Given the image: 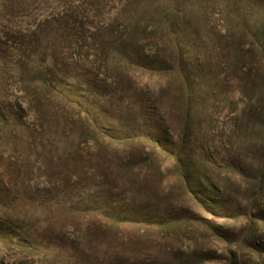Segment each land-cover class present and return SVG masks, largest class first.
<instances>
[{
	"label": "rangeland",
	"instance_id": "374dc122",
	"mask_svg": "<svg viewBox=\"0 0 264 264\" xmlns=\"http://www.w3.org/2000/svg\"><path fill=\"white\" fill-rule=\"evenodd\" d=\"M42 32L55 39L47 69L53 76L88 69L97 80L108 78L113 97L90 98L104 125L116 128L119 117L128 126L131 116L140 120L145 113L168 132L172 152H182L193 188L201 183L213 199L226 196L228 210L240 205L256 215L264 200V0H0V55L13 50L30 70L0 71V106L11 122V143L0 144V228L24 227L27 238L48 249L0 243V264H229L230 250L202 227L164 230L112 219L126 214L116 206L93 210L94 191L105 195V183L118 187L112 199L133 200L140 211L166 197L176 214L192 210L235 236L264 239L262 221L248 230L247 220L217 219L195 206L165 155L121 177L118 164L145 156L144 141L114 148L96 143L83 128L84 112L59 99L31 113L25 98L33 66L26 54L32 57ZM179 52L183 64L176 61ZM71 114L79 120L75 129L65 127ZM63 132L73 143L63 142ZM65 146L77 150L69 161ZM77 197L81 205L73 209L69 203ZM189 237L195 256L183 255ZM213 244L220 259L209 255ZM231 250L238 264H252L248 249Z\"/></svg>",
	"mask_w": 264,
	"mask_h": 264
},
{
	"label": "trees",
	"instance_id": "16d2710c",
	"mask_svg": "<svg viewBox=\"0 0 264 264\" xmlns=\"http://www.w3.org/2000/svg\"><path fill=\"white\" fill-rule=\"evenodd\" d=\"M46 34L47 33L42 32L41 35H37L35 37L33 45H36V47L31 54L33 58L26 54V61L33 66L29 76H27L28 83L32 87V91H30V94H28V98H25L27 101L26 104L28 110L31 113L35 114V109L37 108L36 105H39L42 102L48 103L50 101V98H53L55 101H58L59 99L63 105L69 106L73 111L78 110L79 112H84L86 119L83 128L90 129L92 131L91 134L94 142L98 143L106 141L111 148L122 144L134 143L137 142V140H142L146 143L143 147V149L145 148L144 151H146L145 156L140 155L137 159H132L129 161H126L127 158L124 157L121 164L117 163V171L121 177H126L127 175H135V173H137L145 164H154L155 162L153 161V155H165L174 160L175 165L177 166L179 177L181 178L183 186L185 187V190L188 193L191 201L204 213L217 219L228 218L237 220L239 218H242L244 220H247L248 230L251 229L254 221H262L264 223V200L261 201L258 214L256 215L248 212L246 208H242L240 205H234V208L228 210V207H230L231 205H229L226 196H221L218 200L213 199L207 193L208 189L204 188L201 183H198V188H193L188 180L187 175L184 172L185 159L181 156L182 152L180 153V151H178L175 154L172 152V150L169 148L173 144V142L170 140V135L167 131H163V128L160 124H158L159 127L158 129H156L157 122H154L152 119H150L147 114L144 113L143 118H141L140 120L138 117L131 116L128 126H124L123 122H121V118L119 117L113 118V125L115 126L116 123V128H109L104 125V123L98 116L101 112L103 113V111L100 110L101 106L98 105L99 107H97V109L100 110L99 114H94L96 103L90 101V98H95L94 95H97L100 99L108 100L109 98L106 97H111L113 95V90L106 82L108 78L104 77L97 80L96 77L98 75L88 69L81 70V74L79 75H67L64 70H61L63 71L62 79H58L56 78V76H53L48 72L47 69L50 66V62H52L53 55L51 53V48L55 45V39H48V36ZM53 35L56 38L57 35L55 32L53 33ZM252 40H254L256 43H259V39L256 37ZM172 41H174V39ZM259 45L264 52L263 44L260 43ZM181 52L178 53L176 61L177 63L181 62L183 64L182 60H184L185 55H183ZM13 57V50L2 51V54L0 55V71L7 70L9 68H11V70L9 69V71H13L12 68L21 69V72L25 74L30 71H25L26 69L23 65L24 63L19 56H16L15 58ZM125 60L128 61V58H125ZM178 71H181L179 73V76L181 77L184 70L179 69ZM49 74L50 76H48ZM183 79L184 77L182 76V80ZM182 83L185 94L186 96H188V84L185 82V79L182 81ZM24 92L27 93V89ZM52 103L53 102H51V109ZM137 106L140 107L139 102H135V107ZM9 118L10 117L3 113V108L2 106H0V144L11 143V139L8 138V133L11 134L8 130L10 127L9 124L11 123ZM68 119L69 124L65 127L68 129H75V127H77L79 124V120L76 118V116H74V114H71ZM141 122H143V127H141ZM124 127H128V129H125ZM151 127H153L152 130ZM61 137L63 138V142L68 141L73 143V140L70 139L68 133L63 132V134H61ZM77 146L78 142H75L74 147ZM63 149V153L66 155V159L68 161L70 160L73 153L75 155L77 153L76 149L73 150V148H70L68 146H65ZM162 165L163 162L160 161V169L162 168ZM255 181L258 187L256 191H258L261 188L262 184L260 179H257ZM162 184L164 185L163 180ZM101 186L106 188V190H104V194L107 196L103 195L102 191H94L93 199L90 202L91 208L93 210L103 211L105 207L109 208L110 206H116L118 210H122L123 213L126 212V214H122L121 218H119V212H117L110 216L112 219H126V221H129L133 224H145L164 230L174 229L183 232L190 227H202V229L206 230L209 233V236L212 239L216 238L219 243L222 242L227 246L228 250H230L229 264H238L236 260L237 253L236 251L232 252L234 250H231L233 247H235L236 250H241L242 248L248 249L254 257L252 260V264H264V239H252L248 236L249 233H247V236H235L232 230L228 227L221 224H215L205 217L200 218L192 213V210L183 214H176L168 209L169 206L166 203V197L164 199H161V202L159 204H148L145 208V211H140V206L133 200H130V205H127L125 204L126 201H122V198L116 199V197L113 196L112 199L111 196H109L111 195L109 193L113 190H118V187H113L106 183L101 184L100 187ZM39 197H41L40 199L42 201L40 202L42 203L44 199L42 196ZM80 199V197H77L76 200L71 201L69 205L73 206V209H77V207L81 205L79 202ZM253 199L254 198H251L250 201H253ZM68 200L72 199L69 198ZM28 212L29 210L22 212L23 216L28 214ZM25 233L26 229L20 226L9 229L0 228V243L14 244L29 251H35L41 248L42 252L47 253V247L43 248L41 247L42 243L36 242L35 240L31 241L30 238L26 237ZM185 241L187 245L184 248L183 255L195 256L196 253L192 244V237L185 238ZM213 248L214 250H212L209 254L212 257L211 259H220L219 256L221 255V249L214 244ZM199 261L200 260L195 262L194 260H191L188 264H198Z\"/></svg>",
	"mask_w": 264,
	"mask_h": 264
}]
</instances>
